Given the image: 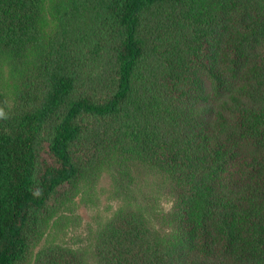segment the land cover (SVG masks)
I'll return each instance as SVG.
<instances>
[{
	"label": "trees",
	"instance_id": "trees-1",
	"mask_svg": "<svg viewBox=\"0 0 264 264\" xmlns=\"http://www.w3.org/2000/svg\"><path fill=\"white\" fill-rule=\"evenodd\" d=\"M35 58L0 88V264L104 159L148 169L173 217L135 194L40 264H264V0H0V71Z\"/></svg>",
	"mask_w": 264,
	"mask_h": 264
},
{
	"label": "rangeland",
	"instance_id": "rangeland-1",
	"mask_svg": "<svg viewBox=\"0 0 264 264\" xmlns=\"http://www.w3.org/2000/svg\"><path fill=\"white\" fill-rule=\"evenodd\" d=\"M54 33L52 29L47 37H53ZM36 61L35 58L29 65L27 75L25 73L23 76L17 73L14 77L9 65L2 67L0 88L9 97L10 104L16 97L13 84L21 87L23 81L32 78L36 71ZM103 162H106V159L100 160V163ZM100 163L89 166L88 170L78 177V180L76 179L78 183L67 185L72 196L68 200L66 210H62L59 216L51 218L46 223L42 219L39 220L41 223L37 224L31 233L35 247L33 246L34 249L32 247L25 264H40L39 257L44 256L55 246L78 249L87 245L92 230L104 223L117 210L126 208L128 201L132 200L135 194L139 197L143 195L142 198L145 197L148 201L151 198V205L155 210L153 221L159 222L160 217L173 215V199L168 186L148 187V181L158 185L156 181L150 180L152 176L148 169L135 164L131 165L130 169L125 163L114 159L103 166L99 165ZM51 203L57 206L54 200ZM164 232L165 237L173 241L177 239L178 232L174 224L164 229Z\"/></svg>",
	"mask_w": 264,
	"mask_h": 264
}]
</instances>
